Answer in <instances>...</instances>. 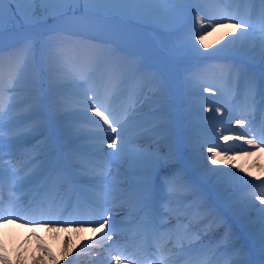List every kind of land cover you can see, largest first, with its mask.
Segmentation results:
<instances>
[{
  "label": "bare ground",
  "instance_id": "1",
  "mask_svg": "<svg viewBox=\"0 0 264 264\" xmlns=\"http://www.w3.org/2000/svg\"><path fill=\"white\" fill-rule=\"evenodd\" d=\"M194 2L195 9L190 13ZM199 4L203 5L205 15L200 12ZM12 6L17 8L8 3L4 8L12 9ZM19 7L36 8L30 19L20 13L21 21L36 33L48 20L54 24L61 21L65 11L56 0H49L43 6L25 3ZM81 9L85 18L100 17L130 34L135 32L139 37L134 38L157 51L166 61L165 72L157 70L154 74L147 63L142 66L138 58L141 57L139 42H130L136 53L131 59L129 50L119 51L117 45L122 38L134 39L130 34L124 35L104 24L80 26V31L86 30L81 33L64 27L59 33L52 31L51 35L55 38L61 35L72 43L67 45V55L64 53L61 61L54 63L43 77V103L32 100L19 104L21 91L17 89L23 82L15 79L13 65L6 67L0 58V104L4 109L0 116V139L13 143L39 130L41 125L46 126L47 121L52 123L55 134L54 146L49 152L22 155L20 163L0 155V201L8 195L12 198L10 206H15L17 211L8 210L5 215L11 222L0 221V264H93L92 258H96L95 264H116V256L104 248V242L108 232L117 229L112 225L122 224L129 218V214H122L125 209L138 210L132 205V199L137 192H143L130 188L124 176L142 174L144 168L158 166L161 169L157 176L165 166L167 172L180 174L179 166L173 164L178 161L189 174L201 173L202 177L207 165L203 158L214 154H217V163L211 166V184L207 182L200 194H189L187 186L173 185L158 191L159 194L151 190L144 193L153 199L164 197L159 201L162 215L159 222L168 227L169 218H175L174 232L199 222L194 237L181 240L182 246L159 248L152 257L154 263L145 257V264L196 261L195 255L187 256L180 247L208 240L216 230L215 224H220L219 229L225 228L227 233L210 242L209 256L230 258L234 264H243L242 260L252 258L255 264L256 253H264V213L260 211L264 209V201L257 199V196L264 197V143L254 129L238 124L234 130L233 124L242 118L264 119L261 112L264 90L256 96L264 87V21L261 20L264 3L261 0H100L85 5L83 0ZM104 32L111 34L109 40L102 38ZM77 34L82 37L76 43L73 40ZM154 34L177 37L176 45L185 50L179 58L198 53L196 68L176 81V74L184 65L169 58L174 55L169 52L172 49L167 51L168 56L159 51L163 45L152 41ZM97 44H107V51ZM31 46L21 45L2 57L5 61L16 60L17 64L26 65L34 59L35 48ZM187 51L191 54L187 55ZM90 72L97 74V78L105 77L104 86H100V91L105 90L104 99H97L99 89L88 77ZM120 94L122 98L114 106L107 103L112 99L113 103ZM212 94H219L218 99L211 98ZM235 94H240L248 108L232 117L228 113ZM96 106H102L101 111L107 109L105 114H111L109 119L118 121L112 125L117 127V133L111 132L95 115L92 108ZM258 106L262 108L260 111ZM216 114L221 115L223 123L213 117ZM224 136L229 139L221 146L217 139ZM112 139H116V145ZM248 140L255 143L249 144ZM208 146L213 150L204 149ZM93 154L102 158H94ZM62 169L71 181L64 177ZM46 180L50 183L45 186ZM10 188L18 192L12 193ZM72 188L77 191L82 188L90 199L96 213L92 219L82 223L59 218L41 221L39 217L29 218L18 212L33 205L31 196L50 204L54 192ZM18 194L22 198L16 203L13 200ZM57 202L61 206L60 200ZM188 206V213L181 214ZM101 225L104 230L96 229L103 228ZM134 257L120 255L121 264H138L139 260ZM261 261L264 264V258ZM220 264H226L225 260Z\"/></svg>",
  "mask_w": 264,
  "mask_h": 264
},
{
  "label": "rangeland",
  "instance_id": "2",
  "mask_svg": "<svg viewBox=\"0 0 264 264\" xmlns=\"http://www.w3.org/2000/svg\"><path fill=\"white\" fill-rule=\"evenodd\" d=\"M82 3H83V0H81L79 4L71 5L70 8L67 5L60 4L62 5L63 10H65L62 13V16L60 17L61 21H58L57 24L56 23L54 24L53 22H51V20H48L45 24L40 25V30L37 33L29 29L21 21L20 13H17L15 11L16 10L15 7L12 6V9H10V7L4 8L3 28H2V31H0V58H2V61L5 63L6 67L11 68V66L13 65L15 69L14 75H16L15 79L23 82V85L19 87L18 89L17 87L16 88L13 87L14 89H17V91L19 90L21 91L19 92L20 97H18L17 99L19 104H24L32 100H36L37 102L41 104L43 103V100L41 98V93L43 91L42 90L43 77L46 76V74L51 71V67L54 65V63L56 62L58 63L61 61L63 54L64 53L66 54L65 52L66 50H67V53L69 52V50L67 49V45L72 43V40H68L67 38L62 37L61 35H59L60 37L55 38L51 35L52 31H56V33H59L65 29L64 27H67L66 29H69V31L71 32L77 31L81 33V32L86 31V30L80 31V28L83 25L96 26L97 24H104L106 25V27H110V28L113 27V29H116L117 32L119 33L121 31V33L124 35L130 34L128 30H123V28L119 26L118 24L111 22V21L102 20L100 17L85 18L83 9H81ZM194 5H196V2L191 4L190 9H189L190 13L191 11H193V9H195ZM199 5L202 9L203 5L202 4H199ZM102 34H104L102 36L104 40H107V39L109 40V38H111V34L107 35V32H104ZM130 35L133 36L132 38L138 36L135 32L134 33L131 32ZM80 37H82V35L77 34L76 38L73 41L77 43ZM117 38L118 37H116V39ZM151 38H152V41H154L158 45L159 44L163 45L164 48L160 47L159 51L163 52L166 56H168L167 51L172 49L169 52H171V55L172 53H174V55L172 57L169 56V58L173 62H176V61L182 62V64L184 65L180 69V73L178 72L176 74V81L177 79H179V77L184 78L183 76L188 74L192 70V68L196 66L195 63H197L199 60V54L195 52L191 54L190 51H187L186 52L187 55L191 54L190 56L192 57L179 58L180 57L179 55L184 53L185 50L181 49L180 46L176 45V42L178 44V39L177 37H174V35L173 37L170 36L168 38L167 36H163L160 34L159 35L154 34L152 35ZM167 38L171 40L167 41ZM130 42H132V44L134 43L136 44L139 42V44L141 45L140 46L141 53H139L141 57H138V58L143 62L144 65L142 66L145 67V63H147L149 68L157 69L161 73L165 72L164 69H165L166 61L162 59V57L157 53V51L150 50L143 43V41L138 40L137 38H134L132 41L124 40L122 38L121 42H119L117 45L119 46V49H120L119 51L125 52L124 50L126 51L129 50V53H130L129 59H131V57H134L136 53L134 52ZM24 44L32 45L30 48H33V49L35 48V51L33 54L34 59H32L31 62H29L26 65H21V64H17L16 60L12 62V61H5L3 59L2 56H4L5 54H9V53L12 54V52L16 51L19 48V46L24 45ZM63 45L65 46V48L62 47ZM97 46L105 47L104 51H107L106 50V48H108L107 44L106 45L97 44ZM60 48L62 52H60L61 51L59 50ZM130 50H133V52ZM174 57H176L177 59H174ZM11 58H13V56H11ZM39 128L40 129L37 130V132L38 131L41 132L44 130L47 133V135L44 138H40L39 143L41 144L40 146L42 147H38L37 150H42V149L44 150L45 147H47V149H51L54 146V140H55V134H54L52 123L47 121L46 126L41 125V127ZM233 128L234 130H236L237 126L233 125ZM37 132L34 131L33 133L39 134V132L38 133ZM228 139L229 137L224 136L217 140L219 143H221V146H223L225 145V143L227 144ZM204 149L207 151L213 150L212 147H209V146ZM1 152L2 150H0V154H1V157H3V154ZM4 157H5V154H4ZM211 157L212 156H210L209 158L208 157L203 158V163L207 165H206V168H204L206 170L202 177H201V173L189 174L187 172L188 170L186 169L185 165L180 164L178 161L174 162L173 164L175 166L179 165L181 172L180 174L168 173L170 174L168 176H166V174L165 175L161 174L159 178L160 180L162 179L161 180L163 183L162 187L168 186L169 181H172L174 182L173 186H182V185L187 186L190 193L196 192L192 188L193 185H196L199 188V190L206 189L207 182L211 181L210 171L212 168L211 166L213 164ZM124 179L128 183L130 182L129 179H137L136 181H139V180L142 181V183H140L141 185H139L140 188L141 187L145 188V184H149L153 181L152 176L145 177L142 174L135 175V176L128 175V176H125ZM261 253H263V251H261ZM91 260H94V259H91ZM242 262L244 264H252V258H245V260L244 261L242 260ZM255 264H261V263H255Z\"/></svg>",
  "mask_w": 264,
  "mask_h": 264
},
{
  "label": "snow or ice",
  "instance_id": "3",
  "mask_svg": "<svg viewBox=\"0 0 264 264\" xmlns=\"http://www.w3.org/2000/svg\"><path fill=\"white\" fill-rule=\"evenodd\" d=\"M48 2H49V0H0V31H2V28H3L4 5L6 3L15 4L17 6L15 11L17 13H23L27 19H30L31 16L35 14L36 8L33 7L31 9L24 10V9H21L19 7L21 4H25V3L32 4V5L40 4V5L43 6V5L47 4ZM56 2L58 4L67 5L70 8L71 5H73V4H79L81 2V0H56ZM98 2H100V0H84L85 5H87L88 3L95 4V3H98ZM261 2L264 3V0H261ZM43 10H46V9H43ZM87 10H88V8L85 7V11H87ZM196 20L199 21L200 17L197 16ZM237 26L239 27V24ZM100 107H102V106L93 107L92 111L95 113V115L97 117L100 118V120L103 121L104 125H108V127L111 130V132L117 133V127H112V125L114 123L118 124V121H116L114 118L112 120H110L109 116L111 114L109 113L108 115H106L105 112L107 111V109H104L103 111H101V110H99ZM3 111H4L3 105L0 104V116L3 115ZM217 111H219V109H217ZM101 127H103V125H101ZM120 130L122 131L123 129L121 128ZM260 140H261V143H264V136L260 137ZM116 143H117L116 139H112V144L116 145ZM248 143L249 144H253V143H255V141L248 140ZM0 148H2V143H0ZM215 155H217V154H214L211 157V160H212L213 164L217 163V161L215 159ZM257 199H261L262 201H264V197H261V196H257ZM260 211H261V213H264V209H261ZM4 219H5V216H4L3 212L0 211V221H2ZM104 223H107V221H105ZM101 227H103V225H101ZM109 238H111V237H109ZM115 259H116V264H121L120 256H116Z\"/></svg>",
  "mask_w": 264,
  "mask_h": 264
}]
</instances>
